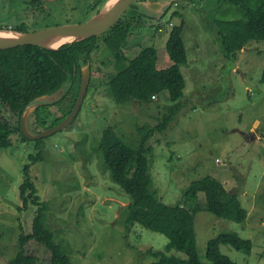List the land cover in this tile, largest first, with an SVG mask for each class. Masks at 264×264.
Here are the masks:
<instances>
[{
    "label": "rangeland",
    "instance_id": "1",
    "mask_svg": "<svg viewBox=\"0 0 264 264\" xmlns=\"http://www.w3.org/2000/svg\"><path fill=\"white\" fill-rule=\"evenodd\" d=\"M42 1L46 10L37 14L29 0H0V28L29 32L83 23L94 15L92 0ZM146 1H159L162 9L154 13ZM124 15V19L141 18L135 20L122 46L123 55L132 60L141 49L154 48L159 70L169 66L166 44L171 29L185 21L182 37L188 62L181 65L185 89L180 111L166 132L156 133L148 144L153 147L150 174L159 199L170 206L184 205L196 214L201 264H212L207 258L208 242L225 232L249 240L252 248L245 253L221 245V255L236 264H264V41H250L235 57H225L215 21L240 18L226 0H178L175 4L137 0ZM101 44L91 57L93 71L80 111L64 130L40 140H24L18 131L24 115L11 112L0 101V118L14 131L11 145L0 151V264L15 257L20 235L32 232L37 208H24L19 190L27 165L41 202L48 203L47 224L72 264H152L156 259L149 252L166 250L169 240L164 234L125 224L131 198L112 180L97 151L108 128L126 145L138 148L140 129L156 126L172 103L167 92L152 104L140 101L137 79L119 74L116 59ZM70 87L71 82L64 85L56 102ZM79 88L59 105L36 101L33 108L41 107L40 112L33 109L25 117L30 133L57 127L77 101ZM39 153L43 158L31 164V156ZM207 176L238 197L247 212L244 222L199 211L205 204L203 193L198 202L185 199L189 185ZM27 249L38 264H50L51 253L45 246L31 242ZM170 254L186 258L184 253Z\"/></svg>",
    "mask_w": 264,
    "mask_h": 264
},
{
    "label": "trees",
    "instance_id": "2",
    "mask_svg": "<svg viewBox=\"0 0 264 264\" xmlns=\"http://www.w3.org/2000/svg\"><path fill=\"white\" fill-rule=\"evenodd\" d=\"M107 1L92 0L90 7L93 8V16L100 13ZM42 2L29 0L28 5L32 11L40 14L46 10ZM226 3L240 13L237 20L215 21L225 57L230 59L243 50L248 42L264 41V0H226ZM124 17L125 15L100 37L66 44L58 50L22 46L0 51V101L11 112L22 117L27 107L37 99L56 94L66 83L71 82L69 90L55 103L59 105L68 95L72 96L74 88L80 87L82 70L91 63L93 53L101 49L102 42L116 59L119 74L129 73L137 79L140 101L152 104L160 99L161 93L167 92L172 105L166 109V113L156 126L140 129L142 139L138 148L133 149L126 145L114 129L108 128L103 133L97 152L102 153L104 168L110 172L112 180L131 198V203L127 206L125 224L140 225L164 234L169 240L164 252H149L156 259L152 264H201L195 232L196 214L191 213L184 205L170 206L159 199L150 174L153 147L148 145L156 133L166 132L180 111L179 101L183 98L185 89L181 65L188 62L182 37L185 21L182 20L179 26L172 28L166 44L172 65L159 70L157 52L154 48L141 49L139 55L132 60H127L123 55L122 46L131 34L135 20L141 18L135 15L127 19ZM10 30L26 32L15 27ZM91 69L93 71L92 66ZM261 82L264 84V70ZM75 104L70 106L64 119L71 114ZM40 108L36 109V114L40 112ZM18 131L24 140L29 141L22 133L21 124ZM13 132L0 118V151L11 145ZM42 158L41 153L31 156V164ZM22 173L23 182L19 190L23 207L28 208V205H32L37 210L32 232L20 235L19 251L7 264H38V258L27 249L31 242L43 245L50 251V264H72L55 241L56 233L47 224L48 203L41 202L37 194L36 185L30 176V166H25ZM200 193L205 195V204L204 207L200 206L199 211L205 210L218 218L236 223H242L247 219V212L242 208L238 197L228 192L218 180L207 176L194 181L185 191L184 197L187 201L198 202ZM221 245H229L245 253H250L252 248L249 240H243L235 233H221L207 245V258L212 264H236L221 255ZM171 251L184 253L186 258L170 254Z\"/></svg>",
    "mask_w": 264,
    "mask_h": 264
},
{
    "label": "water",
    "instance_id": "3",
    "mask_svg": "<svg viewBox=\"0 0 264 264\" xmlns=\"http://www.w3.org/2000/svg\"><path fill=\"white\" fill-rule=\"evenodd\" d=\"M107 3L101 9L98 15L93 16L92 19L81 23V24H67V25H59L55 27H49L46 29H42L36 32H14L12 30H8L9 32H14L13 36H9L10 38L0 40V51L14 49L22 46H34L40 47L49 50H58L61 46L66 44L77 43L80 41H84L90 39L92 37H100L102 34L109 31L126 13V11L134 4L137 0H122V2L115 7L109 13L105 12L107 7ZM173 2H177L178 0H172ZM147 8H150L154 13H159L162 9L161 2L150 3L146 1ZM169 6V5H168ZM167 7V6H166ZM163 14V13H162ZM160 16V15H159ZM69 37L72 38L68 43L61 45L57 49H53L49 47V43L56 39V38H64ZM91 66L90 64L86 65V68L82 70V82L80 85V91L78 94V98L75 104V107L71 114L66 117L57 127L53 129H49L37 135H33L30 133L27 124H26V114L30 113L33 109H37L36 107L33 108V104L36 101H49V102H56L57 97L56 94L51 96H43L37 99L33 104L27 107L24 112V118L21 121V128L24 137L28 140H40L47 136H50L58 131L64 130L67 128L75 119L77 114L80 111L81 105L85 99L87 94L88 87L90 85L91 79ZM36 111V110H35Z\"/></svg>",
    "mask_w": 264,
    "mask_h": 264
},
{
    "label": "bare ground",
    "instance_id": "4",
    "mask_svg": "<svg viewBox=\"0 0 264 264\" xmlns=\"http://www.w3.org/2000/svg\"><path fill=\"white\" fill-rule=\"evenodd\" d=\"M122 2V0H110L107 4V7L105 9L106 13L111 12L112 10L115 9L117 5H119ZM157 2V1H156ZM159 2V1H158ZM15 32V31H14ZM14 32H9L8 30H2L0 31V40L8 39L10 38L9 36H13L15 33ZM105 34V33H104ZM72 38L69 37H64V38H56L52 40L49 43V47L53 49L59 48L61 45L68 43Z\"/></svg>",
    "mask_w": 264,
    "mask_h": 264
},
{
    "label": "flooded vegetation",
    "instance_id": "5",
    "mask_svg": "<svg viewBox=\"0 0 264 264\" xmlns=\"http://www.w3.org/2000/svg\"><path fill=\"white\" fill-rule=\"evenodd\" d=\"M156 2V1H155ZM86 22V21H85ZM84 23V22H83ZM67 24H69V23H67ZM67 24H61V25H67ZM71 24H81V23H71ZM56 26H59V25H56ZM49 27H55L54 25H52V26H45V27H40V28H35V29H33V30H30L29 32H36V31H39V30H42V29H46V28H49ZM91 66V65H90ZM91 71H92V69H91Z\"/></svg>",
    "mask_w": 264,
    "mask_h": 264
},
{
    "label": "crops",
    "instance_id": "6",
    "mask_svg": "<svg viewBox=\"0 0 264 264\" xmlns=\"http://www.w3.org/2000/svg\"><path fill=\"white\" fill-rule=\"evenodd\" d=\"M166 64L169 65L168 67H170V66L172 65L171 60H170V61H167V60H166ZM168 67H167V68H168ZM163 69H166V68H163Z\"/></svg>",
    "mask_w": 264,
    "mask_h": 264
},
{
    "label": "built area",
    "instance_id": "7",
    "mask_svg": "<svg viewBox=\"0 0 264 264\" xmlns=\"http://www.w3.org/2000/svg\"><path fill=\"white\" fill-rule=\"evenodd\" d=\"M170 26H172V24H170Z\"/></svg>",
    "mask_w": 264,
    "mask_h": 264
},
{
    "label": "clouds",
    "instance_id": "8",
    "mask_svg": "<svg viewBox=\"0 0 264 264\" xmlns=\"http://www.w3.org/2000/svg\"><path fill=\"white\" fill-rule=\"evenodd\" d=\"M172 30V29H171Z\"/></svg>",
    "mask_w": 264,
    "mask_h": 264
}]
</instances>
